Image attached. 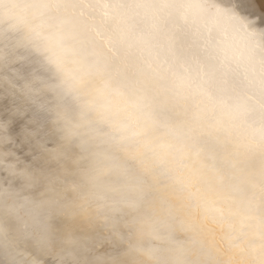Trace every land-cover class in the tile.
<instances>
[{
	"label": "snow or ice",
	"instance_id": "1",
	"mask_svg": "<svg viewBox=\"0 0 264 264\" xmlns=\"http://www.w3.org/2000/svg\"><path fill=\"white\" fill-rule=\"evenodd\" d=\"M92 144L116 163L81 197L113 159ZM124 164L148 220L99 185ZM0 188L55 238L38 257L0 228L6 264H127L131 223L165 226L173 264H264V0H25L0 26Z\"/></svg>",
	"mask_w": 264,
	"mask_h": 264
},
{
	"label": "clouds",
	"instance_id": "2",
	"mask_svg": "<svg viewBox=\"0 0 264 264\" xmlns=\"http://www.w3.org/2000/svg\"><path fill=\"white\" fill-rule=\"evenodd\" d=\"M90 150L113 159H97L85 164L83 173L78 177L83 187L81 197L88 191L89 176L116 163L115 150L111 146L92 144ZM123 168V173L107 176L99 181V185L111 190L107 195L134 206L127 212L129 221L150 219L145 205L155 199V194L144 187L146 181L136 168L127 164ZM52 218V210L47 206H37L30 195L23 192L11 194L0 188V228L6 227L18 234L25 247L30 242L38 257L53 250L55 238L50 232ZM124 243L127 264H173L175 246L169 240L165 226H161L158 232H148L131 223L124 235Z\"/></svg>",
	"mask_w": 264,
	"mask_h": 264
},
{
	"label": "bare ground",
	"instance_id": "3",
	"mask_svg": "<svg viewBox=\"0 0 264 264\" xmlns=\"http://www.w3.org/2000/svg\"><path fill=\"white\" fill-rule=\"evenodd\" d=\"M13 8L9 12H0V26H6L15 21V17L20 13L25 0H11ZM10 259L9 251L5 248L4 242L0 241V264H6Z\"/></svg>",
	"mask_w": 264,
	"mask_h": 264
}]
</instances>
